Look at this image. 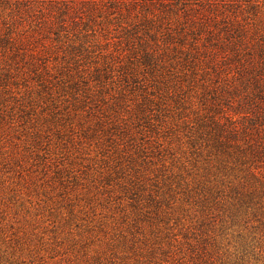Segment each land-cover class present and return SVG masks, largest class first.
Returning a JSON list of instances; mask_svg holds the SVG:
<instances>
[{
  "label": "rangeland",
  "instance_id": "obj_1",
  "mask_svg": "<svg viewBox=\"0 0 264 264\" xmlns=\"http://www.w3.org/2000/svg\"><path fill=\"white\" fill-rule=\"evenodd\" d=\"M259 44L264 0H0V264H264Z\"/></svg>",
  "mask_w": 264,
  "mask_h": 264
},
{
  "label": "trees",
  "instance_id": "obj_2",
  "mask_svg": "<svg viewBox=\"0 0 264 264\" xmlns=\"http://www.w3.org/2000/svg\"><path fill=\"white\" fill-rule=\"evenodd\" d=\"M243 46L245 45H242V48ZM242 48H239L238 51H235V54L237 55L239 53V50ZM259 48L263 50V53L259 55L260 59L252 62L250 60L238 61L239 65H241L243 69H241L237 74L232 75L233 80H235L236 82V84L234 85V87H232V89L223 90V88L221 89V87H218L219 89L216 88V90L217 91L220 90L221 94L235 95V94H239L240 91L244 89L243 85L245 84V87L246 86L253 87V91L255 92L257 91L256 93H254L255 96H264V47L259 44ZM230 58L231 57H227V59ZM222 64L226 65L227 63L223 61ZM227 65L229 66V64ZM217 66L218 64H212V67H210V69L213 71V74H215L219 78V76H222L224 71H221L223 69L217 68ZM239 104L241 106H244L242 105L241 102ZM248 117H249V113H248ZM221 144L222 146L225 145L223 141H221ZM240 151L242 150H239V148L235 149L232 146L230 147L226 146V148L221 152V154L224 157L230 158L232 157L231 153H239ZM258 152L259 151L255 153L257 154ZM243 164L246 165L247 163H243Z\"/></svg>",
  "mask_w": 264,
  "mask_h": 264
}]
</instances>
